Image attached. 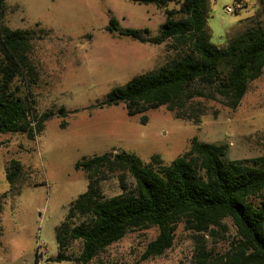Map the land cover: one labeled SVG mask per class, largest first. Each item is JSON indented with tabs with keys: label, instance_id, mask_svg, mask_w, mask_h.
Returning a JSON list of instances; mask_svg holds the SVG:
<instances>
[{
	"label": "rangeland",
	"instance_id": "obj_1",
	"mask_svg": "<svg viewBox=\"0 0 264 264\" xmlns=\"http://www.w3.org/2000/svg\"><path fill=\"white\" fill-rule=\"evenodd\" d=\"M236 1L242 7L226 12V6ZM4 3L0 25L32 32L26 63L36 75L24 68L25 74L14 83L38 113L53 115L34 139L19 133L0 134V196L6 195L0 213V264H76L54 260L59 252L55 228L64 220L69 203L86 190V172L75 168L83 157L112 153L108 155L112 158L126 152L143 162L157 155L169 163L189 149L193 138L224 144L230 159L264 155V68L235 109L219 97L192 98L186 113L196 112L198 122L176 118L166 106L132 116L122 104L97 106L114 86L160 66L175 53L170 40L141 43L110 32L109 17L114 16L121 28H147L149 36H154L165 20L163 8L132 0ZM207 5L206 25L210 41L217 45L224 44L229 27L257 8L256 0H207ZM12 159L23 168L15 192L5 175V165ZM92 174L106 197L134 188L132 176L113 162ZM223 222L225 228L201 234L180 222L172 246L147 259L142 255L157 229H132L87 264H195L196 238L212 255L229 247L236 233L229 219ZM81 249L82 242L73 240L64 254L77 257Z\"/></svg>",
	"mask_w": 264,
	"mask_h": 264
},
{
	"label": "trees",
	"instance_id": "obj_2",
	"mask_svg": "<svg viewBox=\"0 0 264 264\" xmlns=\"http://www.w3.org/2000/svg\"><path fill=\"white\" fill-rule=\"evenodd\" d=\"M163 8L165 20L154 36L147 28H121L114 16L107 29L141 43L161 44L170 40L175 53L160 66L132 76L114 86L97 103L98 107L122 104L127 115L166 106L176 118L199 121L186 113L192 98L219 97L235 109L249 84L264 68V0H256L255 12L225 31L222 45L210 41L206 25L207 0H132ZM174 3L176 8H168ZM6 7L0 0V12ZM30 30L0 25V134L19 133L34 139L52 112L38 113L15 85L26 63ZM41 38V37H39ZM182 109V110H181ZM113 162L134 179V188L106 197L93 174ZM76 169L86 172V190L69 203L64 220L55 228L59 252L54 260L87 264L104 248L120 240L129 230L155 227L143 259L163 254L174 241L178 223L196 233H214L229 219L236 236L219 255H212L196 238L195 264H264V155L230 159L226 146L193 138L187 151L169 163L157 155L143 162L133 153L118 152L83 157ZM23 172L18 160L5 165L10 190ZM123 188H125L123 186ZM5 194L0 196V213ZM0 219V235H1ZM73 240L82 242L77 257L64 254Z\"/></svg>",
	"mask_w": 264,
	"mask_h": 264
},
{
	"label": "built area",
	"instance_id": "obj_3",
	"mask_svg": "<svg viewBox=\"0 0 264 264\" xmlns=\"http://www.w3.org/2000/svg\"><path fill=\"white\" fill-rule=\"evenodd\" d=\"M242 7V2L236 1V3L233 6H226L225 11L226 12H233L234 10H238Z\"/></svg>",
	"mask_w": 264,
	"mask_h": 264
},
{
	"label": "water",
	"instance_id": "obj_4",
	"mask_svg": "<svg viewBox=\"0 0 264 264\" xmlns=\"http://www.w3.org/2000/svg\"><path fill=\"white\" fill-rule=\"evenodd\" d=\"M108 155H109V156H111V155H112V153H109Z\"/></svg>",
	"mask_w": 264,
	"mask_h": 264
}]
</instances>
